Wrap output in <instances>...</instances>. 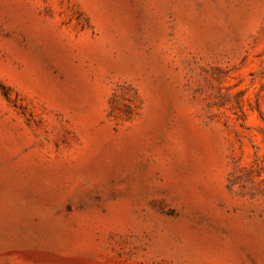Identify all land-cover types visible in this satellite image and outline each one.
Returning <instances> with one entry per match:
<instances>
[{"label": "rangeland", "instance_id": "obj_1", "mask_svg": "<svg viewBox=\"0 0 264 264\" xmlns=\"http://www.w3.org/2000/svg\"><path fill=\"white\" fill-rule=\"evenodd\" d=\"M0 264H264V0H0Z\"/></svg>", "mask_w": 264, "mask_h": 264}, {"label": "bare ground", "instance_id": "obj_2", "mask_svg": "<svg viewBox=\"0 0 264 264\" xmlns=\"http://www.w3.org/2000/svg\"><path fill=\"white\" fill-rule=\"evenodd\" d=\"M7 198H9V201L12 203L13 207L17 211H19L20 213H23V214L26 213L25 208L13 196L7 195ZM40 226L45 232L48 231L47 233L49 234V236L51 238H53L55 236L51 225L47 221L42 222V224Z\"/></svg>", "mask_w": 264, "mask_h": 264}]
</instances>
